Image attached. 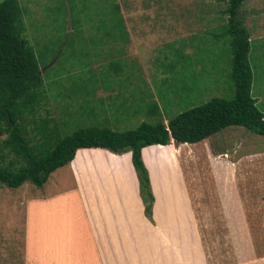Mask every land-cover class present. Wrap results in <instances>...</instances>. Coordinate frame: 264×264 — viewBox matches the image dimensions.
I'll return each instance as SVG.
<instances>
[{
    "label": "rangeland",
    "instance_id": "1",
    "mask_svg": "<svg viewBox=\"0 0 264 264\" xmlns=\"http://www.w3.org/2000/svg\"><path fill=\"white\" fill-rule=\"evenodd\" d=\"M17 1L22 36L31 45L44 80L42 99L33 112L18 120L35 152L42 142V131L51 135L48 146L53 147L56 137L79 129L107 127L123 132L142 122L162 120L167 124L176 114L212 97H234L231 46L224 35L228 0ZM238 12L250 37L249 63L256 92L264 88V0H244ZM100 90L117 94L107 109ZM259 102L264 106V98ZM229 129H238L231 131L233 134L243 131L260 136L242 126ZM226 131L218 133L223 137ZM7 135L0 132V164L15 170L24 159L2 147ZM240 137L230 143L218 137L214 146L227 147L233 142L241 150L264 148V136L248 141ZM187 150L181 155L183 162L205 166L199 157L202 149ZM73 187L71 175L59 168L39 191L55 194ZM252 188L251 194L258 192L254 185ZM36 192L37 187L30 182L17 188L0 184V229L18 226L24 219L25 201ZM61 204L58 201L54 206ZM71 210L66 205L60 207L62 214ZM210 226L205 224V231ZM211 229L222 232L213 225ZM216 239L224 245L227 242L224 236Z\"/></svg>",
    "mask_w": 264,
    "mask_h": 264
},
{
    "label": "crops",
    "instance_id": "2",
    "mask_svg": "<svg viewBox=\"0 0 264 264\" xmlns=\"http://www.w3.org/2000/svg\"><path fill=\"white\" fill-rule=\"evenodd\" d=\"M251 90L264 112V88L255 92L251 84ZM99 94L104 109L112 105L111 92ZM229 128L223 137L141 149L153 196L150 216L130 151L77 148L59 167L71 175L72 191L53 194L36 186L24 219L0 229V264H264V148L214 146L218 137L229 143L236 136L262 137ZM187 148L202 149L205 166L183 162ZM58 201L72 210L62 214ZM205 224L222 232L205 231ZM223 236L225 245L216 239Z\"/></svg>",
    "mask_w": 264,
    "mask_h": 264
},
{
    "label": "trees",
    "instance_id": "3",
    "mask_svg": "<svg viewBox=\"0 0 264 264\" xmlns=\"http://www.w3.org/2000/svg\"><path fill=\"white\" fill-rule=\"evenodd\" d=\"M243 1L228 0L224 11L227 16L224 35L228 36L231 46L233 98L212 97L176 114L167 124L162 120L153 124L142 122L137 128L123 132L107 127L79 129L63 138L56 137L53 147L48 146L51 135L42 131V142L35 152L28 145L23 134L24 127L18 120L33 112L42 99L44 80L34 51L22 36V12L18 1L1 0L0 132L8 134L1 144L23 158L24 164L15 170L0 164V184L11 188H17L25 182L42 186L51 172L72 160L77 148L101 147L115 153L130 151L139 178L145 213L150 216L153 196L148 171L142 160L143 147L172 142L194 143L230 126H242L264 136V112L258 109L251 94L253 74L249 63L250 37L238 12ZM113 6L117 8L116 4ZM119 21H115L116 26L120 24ZM112 95V101H115L116 92Z\"/></svg>",
    "mask_w": 264,
    "mask_h": 264
}]
</instances>
